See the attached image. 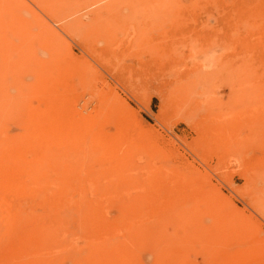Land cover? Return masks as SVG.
<instances>
[{
	"label": "rangeland",
	"instance_id": "rangeland-1",
	"mask_svg": "<svg viewBox=\"0 0 264 264\" xmlns=\"http://www.w3.org/2000/svg\"><path fill=\"white\" fill-rule=\"evenodd\" d=\"M139 1L0 0V188L50 189L54 210L18 204L49 218L91 206L92 228L114 230L95 240L128 264H264V0ZM38 120L86 148L98 138L109 163L82 164L94 176L12 163L5 141L26 144ZM69 228L62 256L43 262L88 253L90 237Z\"/></svg>",
	"mask_w": 264,
	"mask_h": 264
},
{
	"label": "bare ground",
	"instance_id": "bare-ground-1",
	"mask_svg": "<svg viewBox=\"0 0 264 264\" xmlns=\"http://www.w3.org/2000/svg\"><path fill=\"white\" fill-rule=\"evenodd\" d=\"M141 1L142 0L139 1V4H147L148 3V0H147V2H144V1L141 2ZM2 63L4 64V60L2 61ZM2 63H1V65H2ZM8 63L9 62H7V65H8ZM13 63H16V65L19 64L16 61L13 62ZM13 63L12 64L9 63V64L12 65V67H13ZM15 68L16 67L14 66V68H12V69H14V71H16L17 69H19L18 67L16 69ZM2 70H3V67H2ZM10 70L11 69H9L8 72ZM17 72H19V71L17 70ZM13 73H12V75H13ZM14 85H15V82H14ZM20 86L21 85L19 84V87ZM16 88L18 89V87H16ZM17 97L19 98V96H17ZM17 97H16V99H18ZM2 98H3V96H2ZM14 101H15V99H14ZM14 105L17 106V104H14ZM1 108H2V113L4 112L3 115H5L6 114V112H5V110H6L5 106H2ZM3 109H4V111H3ZM37 112H36V114H37ZM30 114H32L33 117L35 116V114L33 112L32 113L30 112ZM0 116H1V114H0ZM33 117H31L30 119H32ZM37 117H39V116H37ZM39 118L42 119V117H39ZM33 119H37V118H33ZM40 122H42V121L41 120H38V121H34L32 123L28 122L27 125L25 124L26 127H28V131L29 130L31 131L30 132L31 134L29 136V139H27V137H28L29 134L26 137V144L17 145V144H19V141L18 140H14L15 143H17L15 145V143H13L12 138L9 139L10 141L8 140V142H7L8 144H6V141H5V143H4V146H5L4 149L6 151L9 150V152H10V150H14V152L13 151L12 152L15 153L14 155L13 154L11 155L13 157V162L11 160L9 163H11V162L12 163H17L19 160H21V161L23 160V162H24V160H27V156L30 155V156H32L34 158L33 159L34 162H37V163H42V162H44L46 160H50L51 162L53 160H55V163L57 161L58 163H60L62 165H64V164L66 165V164H70V163H74V162L76 164L79 163L81 165V166L79 165L80 166L79 167L80 170L81 171H84L83 173H89L86 170V166H82V164L88 163V162L89 163L90 162L92 163V161H95V159L98 158L99 156H101V159H102V155L99 154V152L97 151V149H98L97 146L99 145V142H100V140L98 138H94V139L91 138L90 141L92 139L94 141H93L92 144H91V142H89L91 145L88 143L89 146H88V148H86L87 147L86 146L87 144H86V142L83 141V139H86L87 140L86 136L85 137L83 136L86 132L81 135L84 138L83 137H78V136H73L72 137L73 139H70V137L67 138L68 131H67V133L65 135H62L63 133H60L63 136L62 138H64V139H61V137L60 138H56L55 134L57 133V131H55L51 127L52 126L51 123H47L48 125H43V124H40ZM17 123L18 122H16V124ZM3 124H4V122H3ZM1 127H2V125H1ZM29 128H31V129H29ZM1 134H3V133H1ZM2 136H0L1 141L2 140L4 141V139L7 140V138H3ZM17 138H14V139H17ZM10 142H12V143H10ZM1 143L3 144V142H1ZM1 143H0V145H1ZM23 143H24V141H23ZM49 144H50V146L47 147V145H49ZM98 150L100 151V149H98ZM105 150H106V152L104 154H107V156H105L103 154V159L106 160L107 163H109L108 160L110 159V156L108 157V155H110L109 154V151L110 150L107 149V148L104 149V151ZM100 152H102V150ZM7 154H8V152H7ZM118 155L119 154H116L115 155V158L112 160V164H110V165L107 164L106 165L105 164L106 161H105L104 165L101 164L102 165V166H100L101 167V172L104 170L103 174H105V176H106V170H111L112 172L114 171L116 174H118L117 169H119V167L117 166V164H118V162H121V160H122L121 159L122 157L120 158L119 157L120 155L119 156ZM124 157L125 156H123V158ZM31 159L32 158L30 157V159H29V156H28V160L31 161ZM103 159H102V161L104 162ZM28 160H27V162H29ZM50 161H48V162H50ZM102 161H101V163H103ZM12 163H11V165H13ZM95 163L96 162H94V164ZM98 163H100V162H98ZM124 163H126V162H124ZM19 164H20V162H19ZM43 164H45V163H43ZM120 164H123V163H120ZM126 164L129 166L131 164V162L129 163L127 161ZM8 165H6V167ZM39 165H42V164H39ZM122 166H124V165H122ZM11 167L12 166H10V168ZM36 168H37V165H36ZM39 168H37L36 171H38ZM77 168H78V165H77ZM12 169L15 171L16 168L13 167ZM41 169H42V167H41ZM63 169L65 170L64 167H63ZM70 169H71V166H70ZM70 169L68 171L69 174H67L68 172H66L67 175H70L72 173L73 168L71 170ZM3 170H5V168ZM80 170H78V173L76 172L77 170L73 171L72 176L75 175L74 172L76 174H78V175H76V177L74 176L75 178H77L79 175H82L81 173H79V172H81ZM120 170H118V171H120ZM111 171H110V173H111ZM2 172H4V171H1V173H0V180H1V177H2V174H3ZM34 173H30L31 176ZM42 173H43V170H42ZM98 173H99V171L97 172V174ZM89 174L91 175V172ZM103 174L102 173H99L98 174V177L96 179L102 178L101 181H103L104 180L103 177L105 178V176ZM101 175H103V176H101ZM108 175H109V171H108ZM112 175H113V173L110 174V176H112ZM91 176H94V175L92 174ZM74 177H73V179H74ZM114 177H115V174H114ZM116 177H117V175H116ZM123 177H124V175H123ZM4 178H5V176H4ZM115 178H114L113 181H115ZM118 178H116V179H118ZM128 179H129V176H125L124 179H122V182H121V179H120V184H122L123 181H124V183L125 182L127 183V180ZM13 181H14V178H13ZM113 183H116V182H113ZM21 184H22V182H21ZM140 184H143V183H140ZM11 185H13V184H11ZM141 187L142 186L140 185V188H139L140 191L142 189ZM6 188H8V187H6ZM49 190L48 189H44V187L43 188H40V187H34V188L33 187L32 188L31 187H28V188H22V189H20V188H8V189H5L3 187L0 188V208H1V212H2V210H4V212H5V214L3 213L4 214L3 218H2V216H0L2 218L1 220H3L4 226H5L2 231L0 230L1 231L0 238H7L9 240V241H7V242H9L7 244V246L4 249H2V251H0V254L5 257L4 258V261H5L6 264L8 263L9 260H11V264H48V262H43L44 261L43 256L44 257L46 256L45 259L47 261H49L47 258L49 256L51 257V254L52 255H56V256H60V255L62 256L63 250L65 249L64 246H63V244H64L63 243V241H64L63 239H64V236L67 235V233H69L70 235L73 234V231L70 230L72 228H69V226L71 227L72 225L74 227H77V228L80 229V231H78L80 234H85L84 236L87 235L86 236V239H85V242L87 240V237H90L89 238V241H88V245H87V248H88L87 252L88 253L86 255L82 256V257L79 256L81 258L76 259V261H74L75 264H128V262L126 260H124V259H116V258H113L117 254V250H114L113 249L112 252L108 253V251L106 249H103L102 248V247H104L102 245L103 243L98 242V241L95 240L94 237H96V239H97L98 237L108 236L109 234H113L114 230L111 227L100 226V228H99V232L100 233H99L98 232V228L97 229H93L92 228L91 223L89 222L90 221V218H91V213H93L92 212V209H90L91 206L88 205V207H89L88 208V207L85 206V203H82L81 202L82 204L81 203L80 204H77V202H76V206H75L76 207V210H75L76 212L74 211V214L71 213L68 216L65 215V214L64 215H61L60 214L58 216V212H57L56 213L57 216L55 217V215H54L53 218L51 216L49 218L48 216L43 215V213L38 214V213L34 212V210L32 208H31L32 210H29V211H27V210L26 211L25 210L22 211L20 209V207H18V204L19 203H24L25 202V203L30 204L32 206H34V205L36 207L37 206H40V208L42 210H44V211L45 210H49V211L52 210L53 208H55V206L58 203H57V201H55V203H46L45 201H47V199H45V201H44V197H45L44 195H46L47 192L49 193ZM145 190L146 189L144 187V191ZM53 196H54V194H53ZM51 197H52V195H51ZM60 200L62 202V199H60ZM74 204L72 205L73 207H74ZM30 205H29V207H31ZM23 207H25V206H23ZM26 207H27V205H26ZM44 211H42V212H44ZM56 211H58V210H56ZM72 211H73V209H72ZM64 212H66V211H64ZM61 213L63 214V212H61ZM96 231L98 233L97 234L98 236L97 235H94V232H96ZM187 231H188V229H187ZM189 232L191 233V231H189ZM192 232H193V229H192ZM91 234H93V235L92 236H89ZM52 237H54V241L56 239H59L58 237H62V240L60 238L59 240H56L57 243H54L53 244V243H51V239H49V238H52ZM193 237L191 235V238H193ZM49 246H50V249H49L50 251L47 249L48 250V253H47L46 248L49 247ZM118 246H122V245H118ZM1 247H2V245H1ZM44 247H45V249H43L44 253H45V250H46V253L47 254H50V255H43L44 253L42 251V248H44ZM115 249H120V250L124 251V246L118 247V248H115ZM74 257H78V256L75 255ZM53 258L54 259H59V257H53ZM53 258H52V261L54 263L55 261H54Z\"/></svg>",
	"mask_w": 264,
	"mask_h": 264
}]
</instances>
